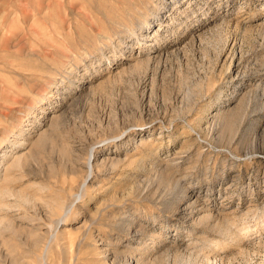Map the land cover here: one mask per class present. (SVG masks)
<instances>
[{"label": "rangeland", "instance_id": "rangeland-1", "mask_svg": "<svg viewBox=\"0 0 264 264\" xmlns=\"http://www.w3.org/2000/svg\"><path fill=\"white\" fill-rule=\"evenodd\" d=\"M0 264H264V0H0Z\"/></svg>", "mask_w": 264, "mask_h": 264}, {"label": "bare ground", "instance_id": "bare-ground-1", "mask_svg": "<svg viewBox=\"0 0 264 264\" xmlns=\"http://www.w3.org/2000/svg\"><path fill=\"white\" fill-rule=\"evenodd\" d=\"M91 159H92V157H90L89 162H88V168H89V171H92ZM85 186H86V184L83 185V188H84Z\"/></svg>", "mask_w": 264, "mask_h": 264}]
</instances>
